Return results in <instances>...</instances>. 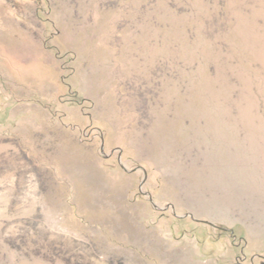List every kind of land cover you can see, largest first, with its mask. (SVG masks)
I'll use <instances>...</instances> for the list:
<instances>
[{"label": "rangeland", "instance_id": "374dc122", "mask_svg": "<svg viewBox=\"0 0 264 264\" xmlns=\"http://www.w3.org/2000/svg\"><path fill=\"white\" fill-rule=\"evenodd\" d=\"M0 264H264V0H0Z\"/></svg>", "mask_w": 264, "mask_h": 264}]
</instances>
